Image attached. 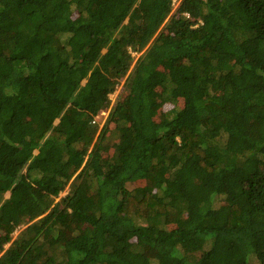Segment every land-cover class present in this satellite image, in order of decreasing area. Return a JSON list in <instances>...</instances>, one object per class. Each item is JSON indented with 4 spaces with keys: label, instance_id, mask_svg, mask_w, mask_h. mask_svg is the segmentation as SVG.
<instances>
[{
    "label": "trees",
    "instance_id": "1",
    "mask_svg": "<svg viewBox=\"0 0 264 264\" xmlns=\"http://www.w3.org/2000/svg\"><path fill=\"white\" fill-rule=\"evenodd\" d=\"M175 1L0 0V264H264V0Z\"/></svg>",
    "mask_w": 264,
    "mask_h": 264
},
{
    "label": "rangeland",
    "instance_id": "2",
    "mask_svg": "<svg viewBox=\"0 0 264 264\" xmlns=\"http://www.w3.org/2000/svg\"><path fill=\"white\" fill-rule=\"evenodd\" d=\"M180 2H181V0H176V1H175L174 9H173L174 11H175V9L178 8ZM124 80H126V79H124ZM124 80H123V81H124ZM124 82H125V81H124ZM122 87H123V83H122V84L118 87V89L115 91V92H116L115 94H111V98L113 99V103H112V105L114 104V101H115V99H116V97H117V94H118L119 92H122ZM107 117H108V112H107V111H102V112L100 113L99 117L96 118L95 122L100 126V129L104 126V124H105V122H106V120H107ZM69 188H70V187H68V189L62 193V196H63V195H66V194L68 193ZM6 195H9V193H6ZM25 226H26V225H25ZM23 228H24V227H23ZM20 231H21V229H19V230L16 232V235H18V233H19ZM8 246H9V244L6 245V247H8Z\"/></svg>",
    "mask_w": 264,
    "mask_h": 264
},
{
    "label": "clouds",
    "instance_id": "3",
    "mask_svg": "<svg viewBox=\"0 0 264 264\" xmlns=\"http://www.w3.org/2000/svg\"><path fill=\"white\" fill-rule=\"evenodd\" d=\"M102 111H106V110H102ZM102 111H101V112H102Z\"/></svg>",
    "mask_w": 264,
    "mask_h": 264
}]
</instances>
